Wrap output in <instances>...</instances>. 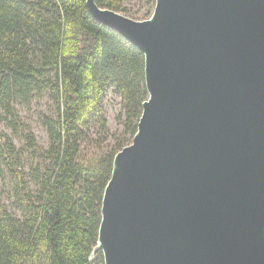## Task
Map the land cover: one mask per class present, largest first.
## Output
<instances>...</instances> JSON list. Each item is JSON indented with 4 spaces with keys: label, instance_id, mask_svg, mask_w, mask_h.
Listing matches in <instances>:
<instances>
[{
    "label": "water",
    "instance_id": "obj_1",
    "mask_svg": "<svg viewBox=\"0 0 264 264\" xmlns=\"http://www.w3.org/2000/svg\"><path fill=\"white\" fill-rule=\"evenodd\" d=\"M144 55L147 99L101 201L104 264H264V0H85Z\"/></svg>",
    "mask_w": 264,
    "mask_h": 264
},
{
    "label": "trees",
    "instance_id": "obj_2",
    "mask_svg": "<svg viewBox=\"0 0 264 264\" xmlns=\"http://www.w3.org/2000/svg\"><path fill=\"white\" fill-rule=\"evenodd\" d=\"M94 1L135 20L155 3ZM111 90L121 99L119 132L103 108ZM45 94L54 112L41 118L42 145L15 106ZM147 96L143 53L94 20L85 0H0V122L12 133L0 130V178L9 184L0 264H104L96 248L103 192Z\"/></svg>",
    "mask_w": 264,
    "mask_h": 264
},
{
    "label": "rangeland",
    "instance_id": "obj_3",
    "mask_svg": "<svg viewBox=\"0 0 264 264\" xmlns=\"http://www.w3.org/2000/svg\"><path fill=\"white\" fill-rule=\"evenodd\" d=\"M133 9L139 8L141 2L132 1ZM18 115L21 117L31 131L34 133L39 144H47V135L42 126L41 118L44 114H51L54 112V106L48 96L45 94L40 98H34L29 105L16 104L15 106ZM103 108L107 120V127L111 132H119L122 129L117 116L121 111V99L112 90L106 96L103 102ZM0 130L11 135V129L6 125L5 121L0 122ZM16 145L20 144V140L14 138ZM9 193V184L0 178V200L7 203Z\"/></svg>",
    "mask_w": 264,
    "mask_h": 264
}]
</instances>
